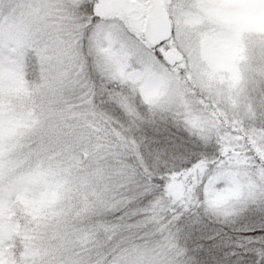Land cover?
<instances>
[{"label": "snow or ice", "instance_id": "1", "mask_svg": "<svg viewBox=\"0 0 264 264\" xmlns=\"http://www.w3.org/2000/svg\"><path fill=\"white\" fill-rule=\"evenodd\" d=\"M0 264H264V0H0Z\"/></svg>", "mask_w": 264, "mask_h": 264}, {"label": "rangeland", "instance_id": "2", "mask_svg": "<svg viewBox=\"0 0 264 264\" xmlns=\"http://www.w3.org/2000/svg\"><path fill=\"white\" fill-rule=\"evenodd\" d=\"M242 24L245 27H260V25L257 23V20L255 17H246L243 18Z\"/></svg>", "mask_w": 264, "mask_h": 264}]
</instances>
